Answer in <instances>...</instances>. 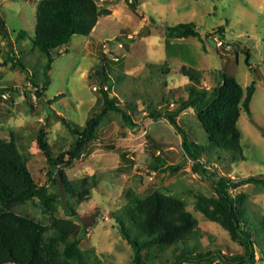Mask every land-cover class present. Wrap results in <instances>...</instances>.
Wrapping results in <instances>:
<instances>
[{"label": "rangeland", "instance_id": "rangeland-1", "mask_svg": "<svg viewBox=\"0 0 264 264\" xmlns=\"http://www.w3.org/2000/svg\"><path fill=\"white\" fill-rule=\"evenodd\" d=\"M39 1L0 0V140L5 147H15L26 159L34 180L45 185L49 184L48 162L37 143L40 128H45L56 154L66 152L75 140L58 114L85 126L104 108L103 89L119 98L135 122L131 126L120 113L110 111L97 127V139L65 168L72 181L89 176L97 182L86 201H72L78 216L70 215L65 194L58 204L57 217L89 227L81 249L88 257L96 256L98 264H132L133 249L112 216L126 204V194L132 189L141 196L156 190L178 195L198 220L204 249L242 253L239 240L213 212L211 200L217 194L211 183L193 170L182 147V135L167 119L152 118L149 112L154 108L173 111L188 98L190 80L180 70L183 64L201 72L199 87L212 89L223 73L232 75L245 93L255 82L251 113L242 109L237 123L243 160L227 158L226 151L210 142L194 108L182 111L177 121L194 140L210 149V156L203 160L210 158L209 166L218 175L264 176V133L253 123L264 128V0H138L134 4L132 0H96L110 13L99 19L90 36L76 35L53 53L43 96L33 83L44 84L43 65L48 60L32 50ZM186 22L197 25L198 37L167 36V26ZM219 28L224 35L216 31L207 37ZM147 32L149 35L142 36ZM104 73L111 86L103 81ZM127 104L136 105V109ZM157 156L179 169L157 168ZM232 192L244 194L255 219L264 215V187L248 184ZM17 211L48 224L49 216L37 199L22 201ZM256 257V264H264V240L256 248Z\"/></svg>", "mask_w": 264, "mask_h": 264}, {"label": "trees", "instance_id": "trees-1", "mask_svg": "<svg viewBox=\"0 0 264 264\" xmlns=\"http://www.w3.org/2000/svg\"><path fill=\"white\" fill-rule=\"evenodd\" d=\"M138 0H132L131 4ZM110 10L100 6L96 0H40L36 9V32L32 40V50L48 57L43 65L46 77L44 84L33 83L40 96L47 89V72L53 67L52 55L68 45L74 36H90L99 19ZM149 31V30H148ZM217 31L224 35L223 28ZM169 38H192L199 36L194 22L167 26ZM149 35V32L142 36ZM249 64V56L246 58ZM19 66V63H13ZM182 74L190 80L188 98L182 99L180 106L171 111L150 110L152 118L167 119L182 135V147L187 159L193 163V170L213 186L217 197L211 200L217 219L228 225L233 237L239 240L244 251L225 254L220 249L206 250L201 243L202 231L198 220L188 210L184 199L174 194L154 191L141 196L134 190L126 194L127 202L118 212L113 213L120 234L133 249L132 264H204L215 261L227 264H256V248L264 240V215L258 219L250 213L244 194H233L244 185L264 187V176L248 175L230 177L218 175L211 170L210 149L198 143L178 123V115L187 108H194L202 128L209 140L220 150L228 153L232 160L244 159L241 132L237 126L242 109L251 113V100L256 90L255 82L247 88L227 73L212 89L199 87L201 72L191 66L181 65ZM168 73V68L164 73ZM96 73L101 76L100 72ZM107 74L104 73L103 81ZM111 86L110 83H108ZM108 86V87H109ZM9 92H14L8 88ZM105 105L103 110L90 118L85 126L76 125L58 114L59 120L74 135V143L66 152L54 153L41 127L37 143L45 153L48 162L49 184L39 185L27 167V161L15 147L6 148L0 140V264H98L96 256L88 257L81 249L82 240L88 234V226H79L72 219L57 217L61 197L67 196V209L72 217L78 216L76 203L86 201L97 182L86 176L80 180H70L65 168L73 164L86 145L97 139V127L110 111L122 115L127 123L135 126L132 115L121 105L117 96H110L103 90ZM127 102V101H126ZM47 103H53L48 100ZM133 110L136 105L127 104ZM55 111V110H53ZM220 160L221 158L218 157ZM155 166L176 171L179 165L168 164L162 157L155 158ZM26 199H37L41 209L49 216L48 224L30 215L17 211L19 203ZM49 231L52 234L47 235Z\"/></svg>", "mask_w": 264, "mask_h": 264}, {"label": "water", "instance_id": "water-1", "mask_svg": "<svg viewBox=\"0 0 264 264\" xmlns=\"http://www.w3.org/2000/svg\"><path fill=\"white\" fill-rule=\"evenodd\" d=\"M253 123H254V125L261 131V132H263L264 133V128L263 127H261L257 122H255L254 120H253Z\"/></svg>", "mask_w": 264, "mask_h": 264}, {"label": "built area", "instance_id": "built-area-1", "mask_svg": "<svg viewBox=\"0 0 264 264\" xmlns=\"http://www.w3.org/2000/svg\"><path fill=\"white\" fill-rule=\"evenodd\" d=\"M218 44H219V45H222L223 43H222V41H219Z\"/></svg>", "mask_w": 264, "mask_h": 264}]
</instances>
